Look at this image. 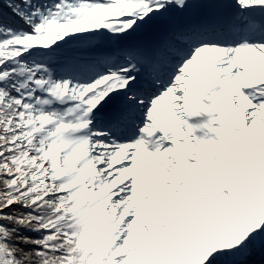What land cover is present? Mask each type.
Masks as SVG:
<instances>
[{"label":"snow or ice","instance_id":"1","mask_svg":"<svg viewBox=\"0 0 264 264\" xmlns=\"http://www.w3.org/2000/svg\"><path fill=\"white\" fill-rule=\"evenodd\" d=\"M0 264H264V0H0Z\"/></svg>","mask_w":264,"mask_h":264}]
</instances>
